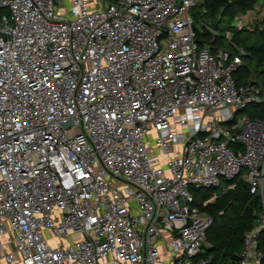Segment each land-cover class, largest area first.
I'll return each mask as SVG.
<instances>
[{
    "label": "built area",
    "instance_id": "1",
    "mask_svg": "<svg viewBox=\"0 0 264 264\" xmlns=\"http://www.w3.org/2000/svg\"><path fill=\"white\" fill-rule=\"evenodd\" d=\"M68 1L0 0V264H209L203 207L234 179L261 201L235 264H264V120L242 113L264 83L236 81L231 32L264 0L224 46L204 0Z\"/></svg>",
    "mask_w": 264,
    "mask_h": 264
},
{
    "label": "trees",
    "instance_id": "2",
    "mask_svg": "<svg viewBox=\"0 0 264 264\" xmlns=\"http://www.w3.org/2000/svg\"><path fill=\"white\" fill-rule=\"evenodd\" d=\"M257 2L258 0H204L195 9L198 14L206 17L212 25L211 28L219 33L214 43L222 45L221 38L231 31V22L238 15L251 10ZM231 32L233 41L246 51L245 65L237 75L236 81L245 82L249 75H253L264 83V25L253 30ZM201 36L205 41L210 39L207 32ZM242 113L252 119L264 120V101L246 107ZM224 183L233 187L226 192L220 191L216 200L203 207L212 218V224L202 245V255L210 258L209 264H235L242 249L243 235L255 227L261 210L259 196L250 194L246 183L238 179ZM214 191H194L197 205L201 206ZM258 240L259 249L264 252V232L260 233Z\"/></svg>",
    "mask_w": 264,
    "mask_h": 264
},
{
    "label": "rangeland",
    "instance_id": "3",
    "mask_svg": "<svg viewBox=\"0 0 264 264\" xmlns=\"http://www.w3.org/2000/svg\"><path fill=\"white\" fill-rule=\"evenodd\" d=\"M68 2H69L68 0H65V3H66L67 5H69ZM260 2H261V0H258L257 3H260ZM197 7H198V6H197ZM191 14H192V17H193V19H194V26H195V28H196L198 31L202 29V25H201V24H205L207 27H211V26H212L211 23L207 20L206 17H203V16H201L200 14L197 13V10H196L195 8L191 11ZM233 21H234V20H233ZM233 21H232V22H233ZM232 22H231V23H232ZM232 24H233V23H232ZM219 45H221V44H219ZM224 45H225V44H224V42L222 41V45H221V46H224ZM252 69H253V68H252ZM241 117H242V114H239L238 117H237V120H239ZM223 187H224V183L222 182L221 185H220V187L216 190V193H217L218 196H219V192L222 191Z\"/></svg>",
    "mask_w": 264,
    "mask_h": 264
}]
</instances>
